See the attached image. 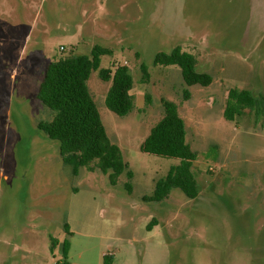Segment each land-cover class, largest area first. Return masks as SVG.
<instances>
[{
  "label": "rangeland",
  "instance_id": "obj_1",
  "mask_svg": "<svg viewBox=\"0 0 264 264\" xmlns=\"http://www.w3.org/2000/svg\"><path fill=\"white\" fill-rule=\"evenodd\" d=\"M95 44L112 49L100 68L127 65L134 80L124 116L105 104L111 81L98 70L87 81L133 171L131 192L124 173L114 185L98 169L73 175L37 128L49 116L37 99L47 64ZM175 46L196 56L209 85L153 64ZM234 87L264 95V0H0V264H62L66 238L70 264H104L105 255L109 264H264V122L250 111L224 118ZM163 99L177 104L197 152L198 192L174 188L147 202L179 162L141 150Z\"/></svg>",
  "mask_w": 264,
  "mask_h": 264
},
{
  "label": "trees",
  "instance_id": "obj_2",
  "mask_svg": "<svg viewBox=\"0 0 264 264\" xmlns=\"http://www.w3.org/2000/svg\"><path fill=\"white\" fill-rule=\"evenodd\" d=\"M112 54V49L95 44L89 54H70L51 60L39 83L37 99L46 106L48 117L40 118L37 128L48 138L58 142L62 162L77 175L81 167L90 171L96 169L108 175L109 182L116 184L124 173L125 187L132 190L133 171L124 160L121 148L110 140L88 87V79L94 70L104 81H111L105 97L106 106L114 113L124 116L134 108L130 93L134 80L127 65L100 68L101 56ZM154 65L180 68L182 78L188 85L207 86L212 82L208 72L197 69L198 60L194 54L175 46L171 51L155 54ZM143 79H148L147 66L140 64ZM189 92L185 90V95ZM147 98H149L147 96ZM163 115L151 127L141 144V150L158 156L177 158L179 162L169 167L167 173L157 179L152 194L143 196L147 202H161L174 188H180L187 197L197 195V181L193 172V162L197 152L186 141V126L175 102L162 100ZM253 112L255 121L264 122V95H254L249 89L230 88L228 90L223 116L229 121ZM64 228L70 234L68 223ZM151 227L148 226V229ZM52 241V248L55 247ZM70 242L66 238L61 245L62 264H70L68 251ZM111 255L104 256V264H109Z\"/></svg>",
  "mask_w": 264,
  "mask_h": 264
}]
</instances>
